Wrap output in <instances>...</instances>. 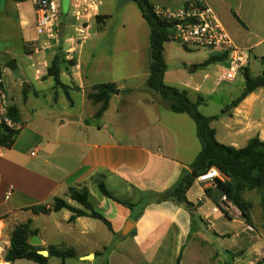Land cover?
<instances>
[{
	"label": "crops",
	"instance_id": "0c3cea01",
	"mask_svg": "<svg viewBox=\"0 0 264 264\" xmlns=\"http://www.w3.org/2000/svg\"><path fill=\"white\" fill-rule=\"evenodd\" d=\"M196 1L210 6L235 44L248 50L250 59L246 66L251 73L253 59L259 57L264 64V0H183L181 6L165 9L177 10ZM104 2L90 21V24L97 22L99 27L101 23L102 30H105L106 20L110 17L108 12H102ZM68 3L70 10L73 0H68ZM59 10V29L64 27V37L65 16L69 15L64 12V0H59ZM90 24L89 30L92 29ZM74 29L75 21L69 25V35L63 41V46L68 47L66 50L64 47L62 52L68 61L73 58L75 65L62 66L59 86L47 75L49 66L61 50L54 48L45 53L39 50L41 39L36 29L33 0H0V41L3 42L4 53L18 57L21 54H16L14 48L19 45L30 59H35L37 55L35 63L29 66L31 80L23 83V99H16L8 90L11 109L23 128L11 148L0 147V264H36L29 260L14 263L6 260L13 231L28 221L32 222V229L38 231L36 235L42 241L40 247L45 250L50 246L73 248L77 252L75 259L78 264H95L97 258L102 264H176L179 258L180 264H252L256 261V264H264V244L255 243L245 235L241 237L240 234L235 248L238 250L226 251L231 260L223 259L219 251L208 248L214 243L203 228L196 227L195 211L207 225V231L212 230L214 238L219 240L223 238V233L214 227L220 216L224 215L232 221L241 218L233 206L224 207L226 213H223L220 209L222 198L214 186H199L200 197L196 201L191 193L199 183L196 181L189 190L187 199L193 205V214L174 201L153 202L137 221L133 220V213L128 208L99 192L95 177L102 175L107 189L124 201L139 203L143 192L162 193L176 184L184 170L190 171L201 151V144L196 128L193 129L189 119L184 117L186 114L164 115L161 107L169 109L168 104L155 92L156 95L146 90L145 96L140 97L135 94L136 89H126L117 84L119 80L114 77L117 65L115 54L105 50L106 57L95 49L100 34L92 41L94 47L90 57H84L82 51L77 53L73 46ZM83 44L80 47L84 49ZM208 52L204 62L189 65L191 73L188 80V74L178 72L182 81L170 82L169 66L165 76L167 85L187 92L193 102L201 100L199 108L207 107V96L214 92L205 89L206 82L227 62L208 63L217 55ZM148 54L149 70L150 45ZM165 60L168 65L166 56ZM213 67L217 70L211 69ZM143 77L146 83L149 73ZM215 81L217 87L225 82L220 81V76ZM109 83L116 84L119 92L113 95L102 117L96 118L101 104L86 98V93H91L94 86ZM230 90L225 88L228 93ZM61 91L67 102L60 101ZM73 92L82 95L80 111L72 98ZM122 92L127 94L123 98L120 97ZM130 107L138 113L135 117L139 119L137 127H133L132 122H120L117 118L126 115L124 111ZM226 117L228 121L224 123V128L231 139L230 146L243 148L240 143L246 146L255 136L264 141V88L249 95ZM219 121L223 133V116L215 122ZM215 122L212 127L220 142L218 131L213 126ZM71 187L88 188L90 203L111 223L112 231L105 224L106 229H101L94 222L96 219L81 217L71 223V212L53 211L57 198L68 199V203L73 205L68 198ZM207 188L212 190L211 196L206 195ZM40 206L46 207L49 212L36 214L33 208ZM217 208L220 210L214 212ZM130 222L134 226L129 225ZM245 226L242 233L250 228ZM240 255H245L246 259L242 260ZM69 260L64 264H70ZM49 264L63 263L60 259L51 258Z\"/></svg>",
	"mask_w": 264,
	"mask_h": 264
},
{
	"label": "trees",
	"instance_id": "16d2710c",
	"mask_svg": "<svg viewBox=\"0 0 264 264\" xmlns=\"http://www.w3.org/2000/svg\"><path fill=\"white\" fill-rule=\"evenodd\" d=\"M25 2L27 0H12ZM134 2L150 29V56L151 64L147 88L158 94L167 102L169 109L176 114L188 115L196 124L197 138L201 144V151L190 166V171L184 170L174 186L162 193L143 192L139 203L124 201L115 197L103 182L102 175L95 177V182L99 192L110 200L128 208L133 213V220L141 218L143 211L153 202L162 203L174 201L184 205L188 210L193 206L187 199V193L196 183L197 179L206 174L211 168H217L224 176V180L216 179L214 188L220 197L226 196L228 202L239 211L242 220L249 226L252 225L251 210L252 203L245 197V192L264 191V141L259 136L251 138L243 148L226 146L220 143L216 137V131L212 127L213 122L218 121L221 116L231 115V111L236 109L249 95L264 88V72L261 75L253 76L248 66H245L241 74L244 78V89L242 93L228 104L220 115L207 117L199 111L201 100L193 102L187 92L181 91L165 83V76L168 65L165 60V44L173 42V25L168 23L156 14V7L149 0H131ZM235 15V14H234ZM236 16V15H235ZM100 18H97L99 20ZM189 50L188 47L184 46ZM63 50V49H62ZM54 58L48 68V77L53 78L56 85L61 86V73L64 64L75 65L74 59L68 61L62 52ZM227 60V55L217 54L208 63L223 62ZM118 90L114 83L101 84L94 86L92 92L88 94V99L95 104H101V108L96 114V118L102 117L107 110L110 100ZM11 116L14 121L18 118L11 109ZM18 132L0 129V147L11 148L17 137ZM207 196L212 195V190H205ZM68 198L77 203L80 208L68 203L65 199L57 198L53 207L54 212L67 210L72 213L69 222H74L77 218L88 217L103 222L111 231V223L100 213H98L90 203V192L87 187L69 188ZM220 206V205H218ZM226 213L224 207H220ZM264 215V199L262 200ZM36 214H47L46 207H35ZM32 222L18 225L11 236V247L6 255L9 263L17 260H29L36 264H49L51 258H57L64 264L69 259L77 258V252L73 248H57L50 246L47 251L49 256L39 254L42 247H35L29 244L32 236L38 234L37 230L32 229ZM180 258L176 264H180Z\"/></svg>",
	"mask_w": 264,
	"mask_h": 264
},
{
	"label": "rangeland",
	"instance_id": "374dc122",
	"mask_svg": "<svg viewBox=\"0 0 264 264\" xmlns=\"http://www.w3.org/2000/svg\"><path fill=\"white\" fill-rule=\"evenodd\" d=\"M152 4L158 7L163 8H171L175 9L182 5L183 0H149ZM69 3L68 0H64V12H67L69 15L65 16V25H66V33L63 38H61V44L58 46H54L52 49H59L64 50L63 46L65 44L64 39L69 35V25L70 23L74 22L72 18V12L71 9L69 10ZM70 11V12H68ZM102 12H108L110 14V17L108 20H106V27L105 30H102V24H99L95 21H93L90 25H92V29L89 30V39L85 42L84 49L83 47H80V43L75 40V43H73L77 49V53L82 51L84 57L88 58L91 55L92 49L94 47L93 40L97 39V34H100L96 42L98 44L96 45V50H100L103 55H106L107 53L103 52L105 50H109L110 54H115L114 60L116 61V69L114 73V77L119 80L117 84L119 86H123V88H133L135 90V94L139 95L140 97L145 96L146 90L150 91L145 83V78L143 77L145 73H149V70L147 68V63L149 61L148 53H149V26L146 23L145 19L143 18L141 11L139 10L138 6L132 2L131 0H105ZM10 27V25H9ZM12 27V26H11ZM10 27V28H11ZM100 31H105L104 34ZM100 32V33H99ZM72 34L75 35V33ZM40 44L39 47L41 52L45 53V51H50L51 49H45L44 48V37H39ZM2 40L0 41V60L3 64L8 65V63L12 60H17L18 63V69L15 71L10 70L6 74V84L9 92L12 94L13 97L16 99H23L24 93H23V83L27 80H31L32 70H31V64L35 63V59H30V56H27L23 54L22 49L19 45H17L14 48V51L18 57H14L13 55L4 53L3 49H5L2 44ZM92 44V45H91ZM68 47V45L66 46ZM65 47V50L67 49ZM62 50V51H63ZM208 50L206 49H185L184 46L178 42H169L165 44V56L168 62L169 66V81L170 82H179L182 81L181 78L178 75V72H185L187 75L188 80L190 78L191 68L189 67L190 64H200L204 62L206 57L208 56ZM39 54V53H37ZM110 56V55H109ZM16 62V61H15ZM221 66V65H220ZM223 66V65H222ZM221 66V67H222ZM220 68V67H219ZM211 69H216V67H213ZM252 73L254 75L262 74L264 71V64L261 60V58L257 57L256 59L252 60ZM217 70V69H216ZM210 71V70H209ZM218 72V70H217ZM220 73H217L213 76L212 79H210L205 84V89L209 91L210 93L212 90H214L213 94L207 96V107L199 108V111L205 115H219L222 112V109H224L233 99H235L243 90L244 88V78L243 75L240 74L238 78L234 82H221L220 86L215 85V80L219 79ZM198 79H201L199 76H197ZM230 88L231 92H226L225 88ZM46 89V87H45ZM90 92V91H89ZM86 93V98H88V93ZM119 91L116 92L118 94ZM46 95H49V93L45 92ZM61 102H67V98L65 94L61 91ZM152 93V91H151ZM90 94V93H89ZM153 94H155L153 92ZM124 95V96H123ZM127 94L126 92H122L120 97H125ZM156 95V94H155ZM73 100L77 103L80 111L81 106V100L82 95L77 92L72 93ZM167 103V102H166ZM119 105V104H118ZM134 107V104L132 105ZM128 108L127 111H124V114L121 115V117H117L120 119V122L125 123H133V127H137V124L139 123V119H136V115L138 113L133 111V108ZM88 111V109H86ZM133 111V112H131ZM232 110L231 112H233ZM230 112V113H231ZM161 113L164 115H171L172 117L175 115L172 113V111L162 105L161 107ZM88 113L86 112L85 115ZM229 116V114L227 115ZM186 119H189L190 125L193 129L196 128L194 121L188 116L185 115ZM228 121V118L226 116H223V133L221 129V122H215L214 127L218 131V138L220 140V143L230 146L231 145V139L228 136L227 131L224 128V123ZM138 122V123H137ZM174 127V125H171ZM223 134V138H222ZM243 141V140H242ZM241 147L245 146V143H240ZM199 183V182H198ZM199 186H202L201 183L197 184L194 189L192 190L191 196L193 197V200H197L200 197V189ZM244 197L252 203L253 209L251 210V216H252V225L249 226L250 228H247L245 232L242 233L243 229L246 227L245 222L242 220V218H236V221H232L225 217L224 215H221L219 218V222H215V230H218V232L223 233L222 239H216L213 236V231H207V225H205L201 219L200 215L194 212V217L196 221V227H201L204 229L205 232H207L210 235V239L214 243L213 245L209 246L208 248L214 249L220 252V254L223 256V259L231 260L227 250L236 251L238 249H235L237 246L238 239L243 235H245L249 240H253L255 243H263L264 244V215H263V209H262V200L264 199V191H252V192H245ZM68 201V199H65ZM73 205L77 207L79 206L77 203L72 202ZM187 212L193 214L192 210H188ZM240 215V214H239ZM241 217V216H240ZM94 222L98 223L100 225L101 229H106V226L104 223H102L99 220H95ZM245 223V224H244ZM247 225V224H246ZM44 226V225H41ZM49 226V225H48ZM124 230V229H123ZM233 247V249H231ZM240 250V249H239ZM241 256V255H240ZM238 258V257H237ZM242 260L246 259V256H241ZM70 264H78V260H69ZM95 264H102L101 261L97 258V261Z\"/></svg>",
	"mask_w": 264,
	"mask_h": 264
},
{
	"label": "built area",
	"instance_id": "2783aa9c",
	"mask_svg": "<svg viewBox=\"0 0 264 264\" xmlns=\"http://www.w3.org/2000/svg\"><path fill=\"white\" fill-rule=\"evenodd\" d=\"M102 1L73 0L71 12L75 21V40L78 43L83 44L88 39L90 21L98 12ZM33 4L37 33L45 38L44 48L47 50L60 45L62 40L59 36L61 19L59 0H33ZM156 14L173 25V41L190 49H206L221 56L227 55L226 66L218 69L220 81L234 82L247 65L250 59L248 50L235 44L217 18L215 11L206 3L196 1L177 10L156 7ZM8 72L10 68L0 61V129L19 132L23 125L14 121L10 115L11 105L6 84ZM216 179L224 180L225 176L217 168H211L206 174L200 176L197 182L214 186ZM227 206L231 205L224 196L222 207ZM219 210L214 209V212Z\"/></svg>",
	"mask_w": 264,
	"mask_h": 264
},
{
	"label": "water",
	"instance_id": "95a60500",
	"mask_svg": "<svg viewBox=\"0 0 264 264\" xmlns=\"http://www.w3.org/2000/svg\"><path fill=\"white\" fill-rule=\"evenodd\" d=\"M63 32H64V27H60L59 29V36L62 38L63 37ZM8 67L10 68V70L15 71L16 69V62L12 61L11 63H9ZM129 225L134 226V223L130 222ZM29 244L31 246H35V247H40L42 245V241L39 238L38 235H34L30 238L29 240ZM40 255H43L45 257L49 256V252L47 250H40L39 251Z\"/></svg>",
	"mask_w": 264,
	"mask_h": 264
}]
</instances>
